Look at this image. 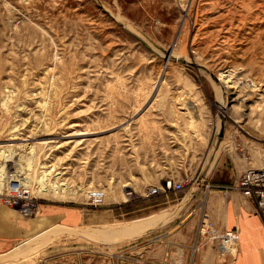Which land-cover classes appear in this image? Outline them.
I'll use <instances>...</instances> for the list:
<instances>
[{"label":"rangeland","instance_id":"obj_1","mask_svg":"<svg viewBox=\"0 0 264 264\" xmlns=\"http://www.w3.org/2000/svg\"><path fill=\"white\" fill-rule=\"evenodd\" d=\"M263 84L264 0H0V193L24 186L35 215L90 190L131 197L157 186L158 151L183 193L232 189L264 166ZM51 233L53 264H78V232ZM93 233L81 264H143Z\"/></svg>","mask_w":264,"mask_h":264},{"label":"crops","instance_id":"obj_2","mask_svg":"<svg viewBox=\"0 0 264 264\" xmlns=\"http://www.w3.org/2000/svg\"><path fill=\"white\" fill-rule=\"evenodd\" d=\"M153 158L156 187L177 182L162 171L163 154L158 151ZM142 160L139 171L126 173V181L138 189L150 182V158L146 162L143 153ZM143 190H132L131 197L117 193L98 207L41 204L40 214L32 217L0 202V264H53L63 253L54 254L60 243L51 232L60 228L78 232L72 236L78 264L85 255L87 231L99 235L96 246L125 248L141 255L143 264H264L263 223L255 204L238 190L226 185L168 190L150 199L141 197ZM225 230L238 233L229 253L221 252L212 237Z\"/></svg>","mask_w":264,"mask_h":264},{"label":"built area","instance_id":"obj_3","mask_svg":"<svg viewBox=\"0 0 264 264\" xmlns=\"http://www.w3.org/2000/svg\"><path fill=\"white\" fill-rule=\"evenodd\" d=\"M245 159L247 160L249 157L245 156ZM183 188L184 183L182 181H167L161 188L150 187L145 189L141 197L150 199L160 191H182ZM232 188L238 190L243 197L255 204L256 211L264 226V166L245 169L234 180ZM104 197L105 193L101 190H90L87 193L88 203L93 207L101 206ZM0 202L16 209L25 217H32L38 211V203L32 199L28 189L24 186L11 187L7 193H0ZM212 237L221 252L229 253L233 251L237 243L238 233L236 230H225Z\"/></svg>","mask_w":264,"mask_h":264},{"label":"bare ground","instance_id":"obj_4","mask_svg":"<svg viewBox=\"0 0 264 264\" xmlns=\"http://www.w3.org/2000/svg\"><path fill=\"white\" fill-rule=\"evenodd\" d=\"M168 55H169V54H168ZM168 55H167V56H168ZM171 55H172V54L170 53V56H171ZM167 56H166V57H167ZM218 69H219V68H218ZM222 69H223V68H222ZM222 73H223V72H222ZM224 76H225V77H226V76L228 77V75H226V74H225V75H222V74L216 75V74H215L216 80H217L218 82L221 83V85L223 86V88H226V89H227V88H231L230 85H229L231 79H230V81H229V79H226V80H225ZM227 77H226V78H227ZM233 81H234V80H233ZM233 81H231V82L233 83ZM234 82H235V81H234ZM232 83H231V85H233ZM263 85H264V84H263ZM232 87H233V86H232ZM234 88H235V87H234ZM231 89H232V88H231ZM263 91H264V90H263ZM229 93H231V92H229ZM233 93H234V92H233ZM228 96H229V95H228ZM75 135H79V134H76V133H75V134H72V133H71V134H68L67 137H72V136H75ZM48 137H49V136H48ZM72 138H73V137H72ZM21 139H23V138H21ZM24 140H25V139H24ZM47 140H49V139H47ZM55 140H56V139H55ZM6 141H7V140H6ZM10 141H11V140H10ZM10 141H9V142H10ZM45 141H46V140H45ZM48 142H49V141H48ZM44 143H45V142H44ZM30 145H31V144H30ZM32 146H33V145H32ZM27 147H28V146H27ZM29 147H30V146H29ZM21 148H22V147H21ZM20 151H21V150H20ZM19 169H20V167H19ZM20 170H21V169H20ZM57 187H58V186H57ZM41 188H49V189H53V190H54V189L56 188V186H53L51 183H47V182H43V181H41Z\"/></svg>","mask_w":264,"mask_h":264}]
</instances>
